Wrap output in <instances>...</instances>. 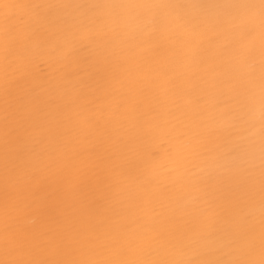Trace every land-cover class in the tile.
Listing matches in <instances>:
<instances>
[{
  "label": "bare ground",
  "instance_id": "obj_1",
  "mask_svg": "<svg viewBox=\"0 0 264 264\" xmlns=\"http://www.w3.org/2000/svg\"><path fill=\"white\" fill-rule=\"evenodd\" d=\"M99 2L0 0V264L259 259L260 0Z\"/></svg>",
  "mask_w": 264,
  "mask_h": 264
},
{
  "label": "snow or ice",
  "instance_id": "obj_2",
  "mask_svg": "<svg viewBox=\"0 0 264 264\" xmlns=\"http://www.w3.org/2000/svg\"><path fill=\"white\" fill-rule=\"evenodd\" d=\"M99 6L101 9L108 11L112 14H118L122 9L129 8V9H135V8H142V9H153L158 7H163L158 2L154 3H115L112 2V0H100V2L95 5ZM245 7H254L253 3H249L245 5ZM260 9L261 13L264 14V0H260ZM261 114L262 119H264V66H262L261 69ZM262 190H264V176H262ZM262 206H264V202H262ZM243 247L248 251V253L251 255L254 252V242L249 240L245 242ZM60 264H66V262H60ZM235 264H264V241L261 243L260 248V258H250L247 260L237 261Z\"/></svg>",
  "mask_w": 264,
  "mask_h": 264
}]
</instances>
